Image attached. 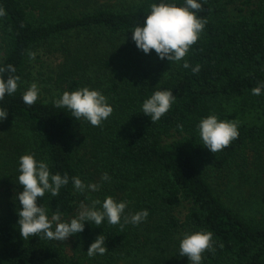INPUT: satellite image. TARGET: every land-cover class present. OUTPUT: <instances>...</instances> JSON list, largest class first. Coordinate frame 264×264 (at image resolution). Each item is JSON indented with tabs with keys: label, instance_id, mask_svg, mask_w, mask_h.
I'll return each instance as SVG.
<instances>
[{
	"label": "trees",
	"instance_id": "1",
	"mask_svg": "<svg viewBox=\"0 0 264 264\" xmlns=\"http://www.w3.org/2000/svg\"><path fill=\"white\" fill-rule=\"evenodd\" d=\"M160 2L184 4V0H132L121 7L100 6L80 14H70L67 8L64 15L53 16L37 12L36 0H0L6 13L0 17L4 48L0 67L11 64L16 68L15 73L4 74L5 80L8 75L20 77L18 90L0 101V109L7 111V118L0 122L9 123L22 137L26 135L24 143L7 144L0 154V180L15 189L6 214H0V264H120L147 246L142 244L138 228L129 223L121 230L120 224L111 225L106 218L100 226L85 221L84 231L70 236L72 253L43 234L24 240L18 224L22 206L16 197L23 191L18 184L19 157L26 153L46 162L51 174L67 173L69 177L59 195L46 192L38 200L49 218L58 209L64 222L76 216L88 191L77 192L72 177L92 183L88 165L100 163L108 175L119 180L118 186L143 180L153 186L150 194H145L149 201L140 208L149 212L144 223L159 232L160 241L176 244L175 257H180L182 264L190 262L179 255L177 239L196 231H211L216 249L205 252L201 264H264V221L248 216L242 205L227 204L208 177L209 168H229L251 147L264 146V90L259 96L251 93L264 82V0H198L203 10L197 16L207 19V24L184 58L190 65L187 69L183 60L167 75L144 65L142 58L124 66L107 62L111 70H118L107 87L99 72L84 78L72 74L69 92L82 87L99 90L113 107L99 127L83 118L76 120L66 108L55 107L53 101L58 98L39 96L31 107L22 101L30 86L33 60L28 52L37 53L43 42L82 29L132 37V30L143 26L150 5ZM196 65L200 71L194 74ZM157 90H172L176 99L171 109L152 123L142 112V104ZM212 114L220 120H235L239 131L230 146L214 154L203 146L197 127ZM87 146L91 157L80 152V147ZM183 202L190 206L182 218L176 209ZM101 234L108 252L89 258L87 250Z\"/></svg>",
	"mask_w": 264,
	"mask_h": 264
},
{
	"label": "clouds",
	"instance_id": "2",
	"mask_svg": "<svg viewBox=\"0 0 264 264\" xmlns=\"http://www.w3.org/2000/svg\"><path fill=\"white\" fill-rule=\"evenodd\" d=\"M202 10L203 6L198 0H184L183 5L169 2L153 3L143 21V26H136L132 30L131 38L136 47L145 54H150L154 50L161 60L167 59L172 63L183 60L182 66L187 69L190 65L184 58L191 47L198 42L207 24V19L197 16V12ZM5 15L4 9L0 8V17ZM28 57L29 60H34L36 53L30 51ZM199 71V65L192 68L194 74ZM6 72L15 73L16 68L11 64L0 67V101H3L6 95H13L19 87L20 77L8 75L5 80ZM262 90H264V82L253 87L251 93L259 96ZM39 93L38 85L31 83L22 95L23 103L29 107L33 106L39 98ZM175 99L172 90H157L150 98L144 100L142 112L150 117L152 123H155L171 109ZM53 103L57 108L68 109L76 120L83 118L95 127L101 126L102 122L107 120L113 112V107L107 102L106 96L99 90L88 87L71 92L65 91ZM6 118L7 111L0 109V120ZM177 127L183 129V125ZM197 127L203 146L213 154L223 151L239 136L235 120H220L215 114L203 118ZM18 171V184L23 186V191L16 197L22 206V210L18 211L20 217L18 224L24 240L43 234V237L49 240L65 241L69 236L83 232L85 221L100 226L105 218L111 225L120 224L123 230L126 224L139 225L145 222L149 215L147 210L138 211L135 214L124 216V223L121 224V217L125 212L127 202H117L112 196H107L100 209H97V205H101L98 199L93 200L90 205L82 201L76 216L70 222L62 221V212L59 209L49 218L47 210L38 204V200L46 192L51 193L52 196L59 195L61 187L69 183L67 173L63 176L58 172L51 174L49 165L44 161H37L33 153H26L19 157ZM110 179L106 172L101 177L103 181ZM72 182L76 191L81 194L86 191L100 190L99 184H85L76 176L72 177ZM220 247L222 248L223 245L221 244ZM215 250L211 231L185 233L179 244V255L186 256L190 264H201L203 254L207 251L214 253ZM107 252L105 237L101 234L91 243L87 255L93 258L97 254L104 255Z\"/></svg>",
	"mask_w": 264,
	"mask_h": 264
},
{
	"label": "rangeland",
	"instance_id": "3",
	"mask_svg": "<svg viewBox=\"0 0 264 264\" xmlns=\"http://www.w3.org/2000/svg\"><path fill=\"white\" fill-rule=\"evenodd\" d=\"M36 0V11H44L53 16L64 15L67 8L70 14H80L93 11L100 6L121 7L122 4L132 0ZM71 6L67 7L66 4ZM4 55L3 42L0 38V57ZM143 60L144 65L149 64L154 70L167 75L170 69L178 62L167 59L161 60L155 51L145 54L136 47L131 37H115L101 32L97 28L69 31L57 35L43 42L37 50L35 59L31 62V76L28 85L36 83L40 89L39 96L45 100L59 98L63 92L68 91L69 78H84L88 73H101L104 86L111 82V76L116 75V68L111 70L107 62L124 66L130 61ZM146 61H145V60ZM147 62V63H146ZM237 120L238 116H234ZM20 131L0 122V154L7 144L24 143L26 135L21 136ZM79 140V139H78ZM2 145V146H1ZM9 146V145H8ZM81 154L91 157L89 147H80ZM89 167L92 172V183L100 185L96 192L88 191L83 202L91 204L93 200H100L101 205L107 196H112L117 202H127L124 216L141 211V205L149 200L145 194H150L148 181H126L118 186L113 175L109 181L101 180L106 172L100 163ZM209 181L217 194L229 205L241 208L248 216L258 221H264V146L251 147L244 157H240L231 167L223 170L209 168ZM122 181V180H120ZM13 186L8 181L0 180V214H6L9 202L13 197ZM186 202L178 206L177 213L184 217L189 209ZM79 206L76 208V214ZM131 224V223H130ZM132 225V224H131ZM142 232V251L133 257L124 259L120 264H182L176 255V244L160 241L159 232L142 222L132 225ZM180 237L178 241L180 242ZM177 241V242H178ZM67 251L72 253L73 241L69 236L65 241H59ZM86 258V257H84Z\"/></svg>",
	"mask_w": 264,
	"mask_h": 264
}]
</instances>
